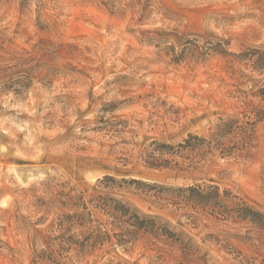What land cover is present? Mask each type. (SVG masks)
I'll return each instance as SVG.
<instances>
[{"label":"rangeland","instance_id":"374dc122","mask_svg":"<svg viewBox=\"0 0 264 264\" xmlns=\"http://www.w3.org/2000/svg\"><path fill=\"white\" fill-rule=\"evenodd\" d=\"M255 49L264 0H0V264H264V228L130 182L216 185L264 214V73L238 57ZM228 118L256 122L241 157L144 162L153 142L208 136ZM75 196L120 200L176 238L43 258Z\"/></svg>","mask_w":264,"mask_h":264},{"label":"trees","instance_id":"16d2710c","mask_svg":"<svg viewBox=\"0 0 264 264\" xmlns=\"http://www.w3.org/2000/svg\"><path fill=\"white\" fill-rule=\"evenodd\" d=\"M188 44L199 48L197 41H189ZM218 52L222 55L228 54L223 50ZM238 57L253 62L254 69L264 73V51L255 49ZM256 96L264 99V85L256 92ZM263 118L264 111H261L257 114L256 122ZM256 122H241L233 118L220 119L208 136L189 135L175 146L153 142L152 150L144 155V162L154 169H166L177 167L178 160L198 164L212 156L241 157L253 143ZM104 181L116 182L111 177H106ZM130 182L139 186L138 190H141L142 195L155 201H169L173 206H189L193 209L200 207L220 221L235 217L264 228V214L228 191L221 193L216 185L172 189L137 180ZM62 204L69 207L68 213L61 214L58 218L59 235L55 238L57 248L53 250L47 243V250L40 254L48 260H51L53 254L61 255L60 253L74 249L77 250L78 257H84L111 243L113 239L118 246L128 248L134 246L141 235H150L154 239L176 238L175 233L157 218L141 216L127 204L114 198L97 196L86 201L83 196H75L68 197V201ZM97 214L103 218H96ZM74 231L78 235H75Z\"/></svg>","mask_w":264,"mask_h":264}]
</instances>
